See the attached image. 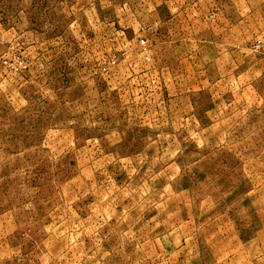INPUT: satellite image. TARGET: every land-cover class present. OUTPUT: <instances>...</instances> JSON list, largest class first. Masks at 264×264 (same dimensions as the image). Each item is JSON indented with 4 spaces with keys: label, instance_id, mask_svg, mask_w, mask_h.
<instances>
[{
    "label": "rangeland",
    "instance_id": "rangeland-1",
    "mask_svg": "<svg viewBox=\"0 0 264 264\" xmlns=\"http://www.w3.org/2000/svg\"><path fill=\"white\" fill-rule=\"evenodd\" d=\"M0 264H264V0H0Z\"/></svg>",
    "mask_w": 264,
    "mask_h": 264
}]
</instances>
